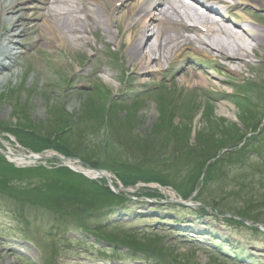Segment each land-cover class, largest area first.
Returning a JSON list of instances; mask_svg holds the SVG:
<instances>
[{"label": "rangeland", "instance_id": "rangeland-1", "mask_svg": "<svg viewBox=\"0 0 264 264\" xmlns=\"http://www.w3.org/2000/svg\"><path fill=\"white\" fill-rule=\"evenodd\" d=\"M93 36L91 35L90 38L85 34L87 39H95ZM41 38L48 42L50 34L42 35ZM33 40L35 41V37L24 48V55L27 58L23 60V67L16 68L20 73L18 77L10 78V81L5 85L0 84V142L4 146L19 150L18 143L25 148L39 152L56 148L61 152L68 151L69 154H65L68 158H78L94 169L108 171L113 180L116 182L118 180L126 187L142 183L149 185L151 179L159 180L157 177L160 176L164 180L161 182L164 186L172 188L171 190L184 197L199 191L206 194L209 200L214 198L213 196L218 197V191H221L227 199L224 204H230V209L236 207L235 210L241 205L243 206V201L250 198L257 189L260 192L253 196L257 199L264 196V187L259 184L264 181V134L250 145L241 161L232 162L237 169L234 167L227 170L228 167H226L225 181L212 182L208 187L205 184L210 175L216 174L220 163L211 165L208 169L206 167L199 171H192V168L201 163L202 159L206 161L215 157L224 140L233 138L235 140L233 144L236 143L239 147L244 145L248 137L251 136V132L246 133L244 130V123L251 121L254 116H258V121L264 117V63L261 64L260 61L264 58L263 50H261L263 52L257 53V58L248 62L247 67L244 68L243 78L238 79L240 81L247 80L248 84L250 83L252 89L247 94L251 100L255 99L252 101V107L246 102L240 105V100L234 101L236 105L211 101L205 98L200 91L203 89L214 91V89L209 88L210 86H207L200 76L196 80L192 78V80H188L190 75L187 74L185 77L179 71L177 74L170 75L169 72L168 75L157 76L152 81L153 83L150 82L155 88L136 87L140 96L136 97L137 99L132 98V102L127 106L118 107L119 110L116 111L117 107L109 109L107 105L109 106L111 94H120V84L116 79L113 80L115 83L110 82L107 76L119 77L116 72L124 65L125 59L117 57V60L114 61L111 51L106 53L102 63L116 72L105 76L102 71L109 73V69H100L98 72L97 66L92 68V64L90 66L87 64L89 61L87 57L92 54L89 52L91 46L81 45L79 48H75L73 44L67 42L66 48L56 50L52 48V45L42 43L38 50H30V44H34ZM90 42L91 40H88V44ZM100 44L98 43L97 49H100ZM79 70L82 71L80 74H78ZM215 76L216 74L210 76V82L220 84L219 81L214 80ZM176 77L181 78L175 80ZM216 80L222 79L216 78ZM96 86L101 88L100 92H93L92 89ZM104 88L110 94H107ZM131 90L129 88V91ZM232 91L233 89L229 85L222 83L215 94L219 97L221 94ZM67 125H72L70 135L64 134ZM235 130H239L240 133L233 137L232 132ZM7 135L11 137L5 139L10 141L4 140ZM58 136L59 138H57ZM183 145L186 147L183 148ZM5 166L7 168V164ZM42 168L46 172L38 171ZM22 169H33L29 173L20 171L19 176L25 177L22 179L39 178L45 182V189L49 190L53 186H58V191H60L62 185L71 186L72 188L69 189L72 192L68 196H64L62 193H57L54 196L58 195L67 201L72 200L70 204L74 203V207L77 209L84 205H98L106 202L105 193L110 192L104 181H93L83 175L81 176L86 179L85 183H80L74 177L70 178L80 174H74L72 170L56 160ZM0 172L8 175L5 167L1 164ZM192 172L194 178L191 175ZM165 173L169 180L165 179ZM189 175H191L189 181L177 183L178 180L186 179ZM221 175L222 173L217 177ZM58 176L60 179L53 180ZM240 177H242L243 184L239 180ZM30 179H27L25 183L34 182L36 184V180ZM48 180H50V184H48ZM8 183L10 182L6 183L5 179L0 177V198L10 205L17 201L24 204L25 207L22 209L25 211L21 215L31 216L29 219L31 230L34 233L38 232L36 234L44 248L52 249L57 245H62L60 258L54 259L57 258L55 253L48 255L51 264L52 262H57V264L95 263V260L88 261L83 252H78L83 248L76 251V248L69 247L68 238H76L79 236L77 233L66 234L64 230H59L57 239L53 237L51 239L45 234L49 231L50 221H46V217L43 218L41 211H38L41 207L35 208L32 204H35V200H39L37 197L43 200L47 197L53 199L52 196H48V191L46 193L34 192L28 186L22 187L24 182H18V186ZM187 183H190L188 187ZM46 184L48 185L46 186ZM173 184H176L177 187L175 188ZM139 191L133 190V193ZM231 191L239 193V199H236V195L229 196ZM126 197L134 199L132 195ZM198 198L207 201L198 195L195 200L193 199V209H200L197 205L199 204ZM5 202L0 204L5 206ZM154 206L155 204H153V208ZM3 207L1 209L5 210ZM58 207L62 208V205ZM153 208L147 206L140 210L146 215H150L148 212L150 213ZM29 209L34 210L35 214H39V217L35 219L31 213H28ZM242 211L247 212L244 209ZM158 212L161 215L146 217L142 214L134 216L135 212L129 211L133 218L117 219L120 220L118 222H122V226L130 225L147 229L148 226L154 225L153 220L156 217L164 216L168 222L180 218L185 222H192L191 224L196 227L207 226L210 223L213 234L216 233L220 237L228 235V231L224 229L223 225L208 218L188 215L189 219L187 220L182 211L169 212L165 215L160 210ZM258 214L264 222V207ZM258 214L255 215L257 219H259ZM11 215L13 213L8 215L6 210L0 213V264H24L10 253L9 244L11 246L14 244L10 238L3 236L7 231H12L11 234L14 236L18 234ZM245 233L241 242L246 248H249L248 252L263 256L264 239L249 230ZM163 234L171 236L167 241L162 239L158 244L160 248L168 247L167 253H162L158 246H154L153 249L165 256L162 259L170 261L172 264H231L230 260L214 256L216 254L204 248H198L190 238L184 237L182 234L173 232L170 235V230L164 231ZM229 240L234 242L235 239L229 236ZM239 240L241 239L236 238V242ZM256 248H259V251ZM35 252L37 251L35 250ZM227 255L230 256V254ZM38 256L41 257V264H46V260L42 263L43 251ZM36 264H39V261ZM247 264L253 263L249 261Z\"/></svg>", "mask_w": 264, "mask_h": 264}, {"label": "bare ground", "instance_id": "bare-ground-1", "mask_svg": "<svg viewBox=\"0 0 264 264\" xmlns=\"http://www.w3.org/2000/svg\"><path fill=\"white\" fill-rule=\"evenodd\" d=\"M65 0H63L64 2ZM194 2L197 6L185 3L182 0H166L163 2H155L150 8L149 16L142 17L141 13L148 12V8L140 7L141 13L130 15L125 20V27L129 29V35L126 39L128 46L127 57L130 63V68L134 72H147L148 67L155 62L160 65L163 62L168 64L170 58L180 56L179 38L173 39L172 36H165L164 28L166 26H183L186 27L188 21L194 23L193 32L198 37V42L201 46L193 47L195 52L203 55L206 58L213 59L216 67L220 70H227L233 72L238 77H242L246 61L250 58L251 52L254 53L256 47H264V30L258 27H263L264 14H258L256 11H251L253 4L260 3V0H232L233 7L227 6V10H237L238 13H233L240 17L239 20L232 19L230 14H225V19L229 21L230 26L224 25L226 20L212 17V9H208L207 3L210 0H189ZM222 3L224 0H219ZM30 0H3L0 12V84L5 85L10 78L14 77L12 73H4L11 71L14 68L13 63L23 54L21 46V38L26 36L30 38L33 36L32 30L36 26L25 25L21 20L25 17L21 13L26 4ZM67 4L62 7L58 14L63 16L64 24L60 27L56 21H47L40 27L45 29V32H51L53 39L58 45V48H66L67 42L77 45L80 42L86 43L83 37L84 28L82 22L75 17L78 9L75 6L76 2L73 0H66ZM95 5H91L94 9H99L100 5H108L111 0H94ZM130 2L128 0L126 3ZM142 2V1H140ZM218 0H211V7L216 8ZM47 3V0H42V4ZM228 3V2H227ZM146 4V2H145ZM231 4V3H228ZM123 5V6H124ZM121 6L118 8L122 9ZM258 8V6L256 7ZM117 9V10H118ZM204 10V11H203ZM223 11L220 6L215 9V14L222 16ZM261 13V12H259ZM119 14V13H118ZM100 17V16H99ZM102 18V17H100ZM114 18L112 13L107 21L110 22ZM120 18V17H119ZM118 18V19H119ZM49 19V18H48ZM7 26V27H5ZM24 26V27H23ZM7 28V29H6ZM206 30L201 33L199 29ZM201 34V35H200ZM200 35V36H199ZM81 36V37H79ZM36 38H40L37 36ZM37 42V41H36ZM189 45H192L190 42ZM255 55V54H253ZM162 70V69H159ZM15 76L18 75L17 70L13 69ZM4 73V74H3ZM193 79L197 78L195 73L190 74ZM191 77V78H192ZM16 78V77H14ZM181 77L177 78L179 80ZM205 78V77H204ZM207 80V78H205ZM208 82V83H207ZM206 85L213 88H219L213 83L207 81ZM197 86V84H196ZM11 152L12 150L9 149ZM10 154V153H8ZM12 161L18 165L25 166L34 163L38 157H26L24 155L10 154ZM74 168L81 171H86L77 163H71ZM105 179H110L106 174ZM115 187L114 183H111ZM120 189V188H119ZM171 193V192H170ZM169 195V193H167ZM104 264V263H103Z\"/></svg>", "mask_w": 264, "mask_h": 264}, {"label": "trees", "instance_id": "trees-1", "mask_svg": "<svg viewBox=\"0 0 264 264\" xmlns=\"http://www.w3.org/2000/svg\"><path fill=\"white\" fill-rule=\"evenodd\" d=\"M57 138H59V136H58ZM225 141H226V140H224V142H225ZM224 142H222V143H224ZM108 197L111 198V196H108ZM109 198H108V199H109ZM111 199H112V198H111ZM111 199H110V200H111ZM113 200H114V199H112L111 201H113Z\"/></svg>", "mask_w": 264, "mask_h": 264}]
</instances>
